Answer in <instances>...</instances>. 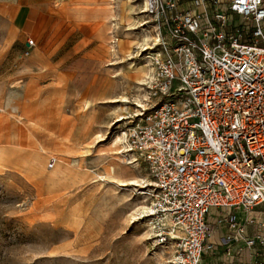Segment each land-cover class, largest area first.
<instances>
[{
  "label": "rangeland",
  "instance_id": "obj_1",
  "mask_svg": "<svg viewBox=\"0 0 264 264\" xmlns=\"http://www.w3.org/2000/svg\"><path fill=\"white\" fill-rule=\"evenodd\" d=\"M124 1L60 0L65 23L47 25L28 56V33L8 37L0 20V45L9 41L0 50V264H171L137 218L138 188L120 185L146 175L113 143L145 98L152 37L139 26L140 1L130 22Z\"/></svg>",
  "mask_w": 264,
  "mask_h": 264
},
{
  "label": "built area",
  "instance_id": "obj_2",
  "mask_svg": "<svg viewBox=\"0 0 264 264\" xmlns=\"http://www.w3.org/2000/svg\"><path fill=\"white\" fill-rule=\"evenodd\" d=\"M138 1L151 73L118 138L146 169L137 218L171 264H264V0Z\"/></svg>",
  "mask_w": 264,
  "mask_h": 264
},
{
  "label": "crops",
  "instance_id": "obj_3",
  "mask_svg": "<svg viewBox=\"0 0 264 264\" xmlns=\"http://www.w3.org/2000/svg\"><path fill=\"white\" fill-rule=\"evenodd\" d=\"M59 1L60 0H0V20L8 27L5 30V32L9 31L10 33V36L8 37L13 36L16 38L21 32L28 33L29 40L33 39L32 37L36 39L37 42L35 47H37V43L43 42L45 39L44 31L46 30V26L51 23L54 24L56 17L59 18L60 23H65V19L62 20L60 16H62L66 9L64 10L63 7H61ZM61 1L65 2L66 5L100 6L103 3H108L110 0ZM191 1L192 0H182L181 9H188L191 6ZM8 42V40H5L3 47L0 45V50L6 48L5 45ZM25 45L28 48V43H25ZM31 50L33 51L34 48ZM2 144V140H0V146H3ZM215 219L216 211H213L211 215H209V221L214 222ZM221 251L222 249L220 248L218 253ZM223 257V260H219V257L214 256L212 258L213 264H223L225 255Z\"/></svg>",
  "mask_w": 264,
  "mask_h": 264
},
{
  "label": "bare ground",
  "instance_id": "obj_4",
  "mask_svg": "<svg viewBox=\"0 0 264 264\" xmlns=\"http://www.w3.org/2000/svg\"><path fill=\"white\" fill-rule=\"evenodd\" d=\"M113 0H110L109 1V4L112 3ZM121 8L123 9V12H124V20H127V22H130L132 19H133V11L135 10V5L133 4V1L132 0H128V1H124L122 2L121 4ZM110 11H109V15H111L113 13V6L110 5ZM134 28V27H133ZM130 29V28H129ZM122 44V42H120ZM124 45H122V48L123 49ZM129 47H130V43H129ZM134 47V46H133ZM122 51V50H121ZM129 52V51H128ZM140 75L143 76L144 73L143 71L140 72ZM136 80L138 82H141L143 80V78H136ZM90 106V103L89 102H85V104L83 105V109H88V107ZM97 137H100L99 135ZM96 138V137H95ZM118 139V138H117ZM118 143V140H116L113 144L116 145ZM87 146V144H86ZM89 146V145H88ZM113 146V145H112ZM114 147V146H113ZM88 148V147H87ZM120 150V148H118ZM117 149V150H118ZM117 152V151H116ZM114 154V153H113ZM55 160V159H54ZM123 162V161H122ZM112 171H113V168H112ZM111 171V172H112ZM121 173V172H120ZM121 186H134L136 187L137 185H139L138 181L137 180H129L127 181V183L125 182H122L120 183Z\"/></svg>",
  "mask_w": 264,
  "mask_h": 264
}]
</instances>
